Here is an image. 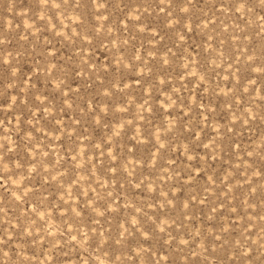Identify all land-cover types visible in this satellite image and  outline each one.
Wrapping results in <instances>:
<instances>
[{"label":"rangeland","instance_id":"obj_1","mask_svg":"<svg viewBox=\"0 0 264 264\" xmlns=\"http://www.w3.org/2000/svg\"><path fill=\"white\" fill-rule=\"evenodd\" d=\"M62 8L0 0V237L12 255L264 264V4Z\"/></svg>","mask_w":264,"mask_h":264},{"label":"clouds","instance_id":"obj_2","mask_svg":"<svg viewBox=\"0 0 264 264\" xmlns=\"http://www.w3.org/2000/svg\"><path fill=\"white\" fill-rule=\"evenodd\" d=\"M65 0H51L52 6L56 9H61V14H63L64 9L62 8V5L64 4ZM261 2V0H260ZM49 3V0H48ZM245 5L243 4V2L240 3V8L237 9L238 11L244 9ZM161 11H163V9H161ZM6 42V38L3 36H0V45L5 44ZM4 60L7 61V63H9V61L5 58ZM12 85H9V87H11ZM15 99V98H13ZM9 107H11V105H9ZM2 123V122H0ZM4 146L2 144H0V148H3ZM5 167H8L7 165H5ZM9 179H11V177H9ZM13 183H17V181L13 180ZM19 198V197H18ZM136 221L133 220V223H135ZM10 238V237H9ZM8 245V240L4 239L3 237H0V264H20V261L17 257H14L12 255L11 252V247L7 246ZM84 264H89V260L87 258H85L84 260ZM100 264H112V262L110 260H106V259H101L100 260Z\"/></svg>","mask_w":264,"mask_h":264},{"label":"snow or ice","instance_id":"obj_3","mask_svg":"<svg viewBox=\"0 0 264 264\" xmlns=\"http://www.w3.org/2000/svg\"><path fill=\"white\" fill-rule=\"evenodd\" d=\"M41 3L44 4V5H47L48 4V0H41ZM261 3L264 4V0H261ZM3 63L7 64V61L4 60ZM163 230V229H161Z\"/></svg>","mask_w":264,"mask_h":264}]
</instances>
